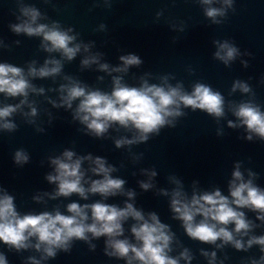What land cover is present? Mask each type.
<instances>
[{
	"label": "water",
	"instance_id": "1",
	"mask_svg": "<svg viewBox=\"0 0 264 264\" xmlns=\"http://www.w3.org/2000/svg\"><path fill=\"white\" fill-rule=\"evenodd\" d=\"M25 5L40 12L37 23L71 29L73 44L81 45V50L69 60L58 51H47L42 36L12 30L16 66L24 70L34 88L44 89H29L27 102L20 106L36 214L60 211L68 215L67 205L72 202L84 205L101 201L121 208L130 202L145 216L155 212L169 226L173 234L170 256L179 257L184 249L188 250L191 261L180 258L179 264H209L210 257L204 252L213 251L214 264L259 261L264 252L258 244L237 249L219 239L215 243L192 239L182 221L175 218L170 202L178 187L189 198L194 191L216 189L228 195L237 163L245 179H252L264 189V139L253 135L248 140L245 126L233 113L236 106L249 101L264 111V0H232L225 15L216 18L218 23L205 15L201 0H10L12 24L20 22L18 17L23 19L20 8ZM213 6L221 7L222 0H216ZM217 41L233 44L239 55L225 64L214 56ZM128 54L138 56L141 63L128 66L124 72L99 67H121L120 57ZM90 56H97L98 60L82 64ZM52 59L60 61L59 73L46 77L28 75L30 66L39 69ZM117 76L122 83L134 87L145 80L157 85L179 84L186 92H191L196 83L209 85L224 97V114L216 117L182 105V114L169 117L172 123L148 134L147 140L117 147V139H132L136 130L113 124L103 135L96 136L74 118L78 99L71 108L52 103L59 104L60 86L70 80L89 90L110 93L113 77ZM236 81L246 83L250 90L233 91ZM22 99L25 98L19 96ZM32 107L36 108L35 116L29 114ZM229 121L236 126H230ZM65 150L73 151L74 158L89 154L103 157L106 166L114 169L110 175L125 181L122 191L107 197L89 192L86 199L77 193L55 195L57 183L50 182L47 176L55 174L51 160L62 156ZM91 166L89 160L82 161L86 188L91 180L101 178L91 171ZM153 171L155 176L150 175ZM249 172L255 175L249 177ZM142 181L151 187L142 188ZM129 191L134 193L132 198L126 194ZM241 210L253 227L248 235L237 234L236 238L246 242L250 236L264 235V221L257 219V213L248 208ZM134 223L132 218L124 221L121 239L136 242L131 233ZM87 235V240L74 238L67 250L57 249L53 257L45 258L44 254L45 263L127 264L125 258L107 254L106 236Z\"/></svg>",
	"mask_w": 264,
	"mask_h": 264
},
{
	"label": "clouds",
	"instance_id": "2",
	"mask_svg": "<svg viewBox=\"0 0 264 264\" xmlns=\"http://www.w3.org/2000/svg\"><path fill=\"white\" fill-rule=\"evenodd\" d=\"M215 2L216 0H201L205 5V15L218 23L216 18L225 15L227 7L232 5V0H222L221 7L213 6ZM20 13L23 19L18 17L20 22L11 25L14 32L42 36L43 47L47 51H58L69 60L81 50L80 44H73L75 36L69 34L71 29L61 30L56 24L49 26L37 23L40 12L31 6H21ZM215 43L217 51L214 56L225 64L239 55L238 48L228 41ZM84 50H88L87 45L84 46ZM97 60V56L86 57L82 64L88 65ZM120 60L123 61L121 67L109 69L107 64H100L99 67L105 71L124 72L128 66L141 63L140 58L134 54L121 56ZM60 70V61L52 59L46 60L39 69L30 66L28 75L46 77L59 73ZM237 88L245 93L250 90L249 86L241 81L233 84V91ZM29 89L34 92L44 91L42 88H34L29 83L22 68L0 63V93L25 98L20 104L0 107V128L8 130L15 128V124L7 118L27 102ZM60 92L59 104L52 101L54 106L64 105L71 108L73 101L78 99L74 118L86 125L92 134L101 136L113 124L136 130L137 135L132 139H117L115 141L117 147L147 140L148 134L157 132L165 124L172 123L169 117L181 115L182 105L193 110L197 108L204 110L216 117L224 114L222 94L203 83H196L191 92H186L179 84L157 85L149 84L146 80L139 87L128 86L117 76L113 77V88L110 93L89 90L79 82L71 80L70 83L60 86ZM233 113L239 124L245 126L248 140H251L253 135L264 139V111H261L258 105L250 101L243 102L233 109ZM29 114L35 116L36 108L32 107ZM228 123L230 126H236L232 121ZM74 156L73 151L65 150L62 156L51 160L55 166V174H49L47 179L57 183L55 195L69 196L77 193L86 199L89 192L107 197L122 191L125 181L110 175L114 169L110 165L106 166L103 157H92L91 154L84 157ZM14 160L18 164L25 163L28 155L23 150H17ZM84 160H89L92 165L91 171L101 176L99 179L91 180L87 188L84 186L85 172L82 170ZM150 175L155 176L156 173L153 171ZM253 175L255 174L249 172V177ZM232 177L228 195L216 189L200 193L194 191L189 198L178 187L171 194V209L175 218L182 221L185 232L192 239L207 243H215L219 239L222 243H231L237 249L258 244L264 252V235L250 236L246 242L236 238L237 234L241 237L248 235L253 227L241 209L255 211L257 219L264 221V189L256 186L252 179L244 178L239 163ZM176 183L179 184V181ZM141 187L148 189L151 184L142 181ZM126 194L129 198L134 196L132 191ZM67 212L68 215L60 211L21 215L16 209L14 197L7 191H0V242L19 250L31 246L30 238L34 237L36 240L34 247L37 250L42 248L46 258L55 256L57 249L67 250L74 238L87 240L89 238L87 234L91 233L93 237L106 236V244L111 248L110 252L108 248L105 249L107 254L125 258L127 264H133L134 261L138 264H179L180 258L185 261L192 259L187 249H184L179 257L170 256L173 234L169 226L162 223L155 212L145 216L133 203L125 202V206L121 208L101 201L84 205L72 202L67 205ZM129 218L135 221L131 226L135 243L127 238H120L124 233L123 223ZM230 224L234 226L231 229L227 227ZM204 255L210 257L209 264H214L216 257L214 251L210 254L204 252ZM29 259L33 260V264H40L35 258ZM0 264H8L2 253ZM252 264H264V256L259 261H252Z\"/></svg>",
	"mask_w": 264,
	"mask_h": 264
}]
</instances>
